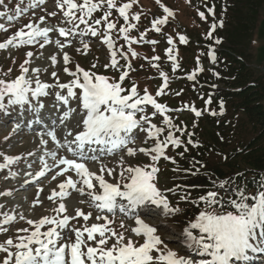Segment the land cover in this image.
Segmentation results:
<instances>
[{
	"label": "snow or ice",
	"instance_id": "obj_1",
	"mask_svg": "<svg viewBox=\"0 0 264 264\" xmlns=\"http://www.w3.org/2000/svg\"><path fill=\"white\" fill-rule=\"evenodd\" d=\"M4 2L5 0H0V5ZM42 2L43 0H37V5ZM54 3L63 13L61 26H42L45 17L41 16L39 22L28 23L7 38L5 42L0 43V50L36 44L44 48L47 44L55 43L56 47L63 51L69 46L59 39L55 41L50 39L52 32H58L60 37L74 35L82 37L89 33L92 36L102 35L103 43L111 52V62L105 67L117 68L119 66L121 74L118 80L112 81L107 76L97 75L76 65L75 71L64 68V71L72 77L71 81L65 84L59 83L57 74L52 73L53 78L56 79L55 87L62 91L66 90V95L56 93L55 99L63 105H69L70 99L76 98L77 107L82 106L84 114L73 123L71 128H67L62 139L57 137L55 130L39 134L41 144L44 146V154L39 158L40 170L36 173V178L45 177L53 167L57 168L58 172L52 179H56V176L65 177L57 185L58 191L53 189L48 196L50 201L58 203V207L53 209L54 216H43L38 220L26 219L20 215V219H26L30 228L18 229L15 239L9 238L0 243V252L6 254L0 264H231L233 258L247 260L249 251L257 252L264 249V182L260 183L255 194H250L246 186L243 190L237 186L238 197L234 194L228 201L234 211L220 213L215 210L217 205L223 206L221 190L230 183H234L231 178L220 182L213 181L214 185L218 184V189L209 190L199 197V202L205 206L204 210L200 211L187 227L182 229V243L197 255L210 257V259L196 261L187 255H180L169 248L161 238L155 222H146L147 219L155 221L158 216L167 218L181 211L179 207L171 203L167 195L175 190H161L155 181L156 174L159 172L156 165L161 158L172 160L175 163L172 157L166 155V150L169 145L177 148L182 146L183 141L176 133H183L185 129L174 124L172 119L166 116L165 124L168 133L161 139V134L165 132V129L152 123L150 116L145 113L142 106L151 105L161 114L167 113L169 109L158 103L147 89L141 95L135 85L128 89L122 87V82L128 75V72L123 69L125 67L131 69L128 53L130 52L132 57L138 55L131 45L140 41L129 36L130 29L135 25L128 23L118 29L119 34L123 35L129 45L128 51L117 49L111 35L114 30H117V23L110 20V17L113 14L112 10L116 9L124 21L131 19L139 22L140 14H131V9L134 4L138 3V0H129L120 6L117 0H79V2L78 0H54ZM157 3L163 9L164 15L155 18L151 22V28L159 33L162 26L167 25L169 18L174 17L175 13L160 3V0H157ZM101 10H103V15L94 18V13ZM208 11L213 16L215 15L214 9L209 8ZM48 15L55 17L57 13L52 11ZM199 15L202 19H206L203 11L199 12ZM8 19L11 20L12 17L9 16ZM81 25L85 28L81 29ZM97 26H103L104 31L101 32ZM216 27L215 23L211 25L209 37ZM3 30H6L5 26L0 24V31ZM145 36L146 33L141 36L140 40L142 41ZM179 41L187 43V38L179 35ZM81 43L85 50L89 48L87 42L81 40ZM149 43L155 44L157 41L153 40ZM173 43V39L169 37L168 44ZM217 43L220 41L217 40ZM173 51V48L167 49L170 60L173 59ZM33 55L32 51L26 53L27 59L21 65L22 74L16 79L12 81L0 79V110H6L9 105H28L31 103L30 97L38 101L40 97L49 95L47 90L53 85L40 80L41 70L39 68L31 69L34 75L29 78L30 68L25 65L31 63ZM118 55L126 62L124 65H120ZM153 59L159 60L160 57L156 56ZM212 60L215 61L214 53ZM51 62L53 65L57 63L55 55L51 56ZM63 62L65 65L70 62V56L66 52L63 54ZM153 66L158 67V65ZM92 67L95 68L96 65ZM178 67V64H174L173 70ZM161 75L164 83L157 95L162 94L168 87L167 74L161 73ZM193 78L194 74L189 76V79ZM77 89L80 90L79 94ZM6 98L7 103H5ZM207 103L210 104L211 99ZM39 106L43 107V104ZM192 110L196 116L201 115L200 111ZM73 111L75 109H69L64 113L61 117L62 124L72 120ZM65 127H67L66 124ZM137 131L146 133L147 138L144 142L152 140L153 145L146 148L141 147L138 150L128 147L138 138L133 135ZM191 135L193 134L189 135L188 143L198 147L199 145L191 139ZM45 136L50 138L56 149H63L70 154V157L59 155L57 151H49L47 147L49 140L45 139ZM123 148L127 149L128 156L136 155L137 151L150 156L152 163L142 167H125L123 158H121V171L115 183L105 178V173L108 177H113L114 169L101 165L98 172L90 170L88 166L90 161H98L102 154L112 155L117 149ZM0 156L4 160V163L0 164V170L20 159L3 153H0ZM49 159L53 161L52 165L49 164ZM28 175L31 176L32 173ZM71 191L79 193L80 196L86 195L89 198V206L94 207L98 212L95 219L103 220L105 223L88 225L87 221L91 219L92 213L85 214L79 208L75 210L74 216L67 215L64 201L70 197ZM181 199L188 200V196L184 195ZM84 202L79 201V203ZM191 203L196 204L197 207L200 206L196 200H192ZM117 211L134 220L135 226L130 231L134 236L142 238L143 243H138L131 237L126 238L123 231L117 233L115 229L109 227ZM107 214H111L113 220H110ZM79 218L85 221L83 225L79 227L71 225L72 220ZM15 220V215L4 214L3 221L0 222V231H4V226L14 223ZM120 227L124 228L123 222ZM45 228L46 230H43ZM19 233H24V235H19ZM113 238L114 242L109 246L108 241Z\"/></svg>",
	"mask_w": 264,
	"mask_h": 264
},
{
	"label": "rangeland",
	"instance_id": "obj_2",
	"mask_svg": "<svg viewBox=\"0 0 264 264\" xmlns=\"http://www.w3.org/2000/svg\"><path fill=\"white\" fill-rule=\"evenodd\" d=\"M241 1L243 0H160V3L172 9L175 15L169 18L168 24L162 26V30L159 33L151 28V22L155 18L164 15L163 9L157 3V0H138V3L133 5L131 14H140L139 22L131 19L124 21L116 9L112 10L113 14L110 20L117 23V30H114L111 35L117 49H122L125 52L128 51L129 45L127 41L118 32L120 27L128 23L135 25L134 28L130 29L129 36L140 41L131 45L138 55L132 57L131 53H128L131 69L127 67L123 69V71L128 72V75L122 82V87L128 89L135 85L141 95L147 89L148 93L158 103L165 105L169 109L167 113L161 114L151 105L142 106L145 113L150 116L152 123L165 129V132L161 134V139L168 133V128L165 124L166 116L171 118L174 124L185 129L183 133H176L183 141L182 146L179 148L171 146L166 150L169 157L175 160V163L172 160L169 161L161 158L156 165L159 168V172L156 174L155 182L161 190L174 189V192L182 196L189 194L188 191H192L173 186V183L181 182L180 178L182 175L173 170L170 171L168 166L172 164L174 167H177L179 164L178 166L181 168L185 164L183 162L186 161L183 160V154L181 155V153H188L194 147L193 144L188 143L189 135L193 134L191 135V139L197 140L200 138L201 132H204V127H207L206 124H201L200 120L202 118L196 116L192 109L197 110L196 107H198L200 112L210 113L211 115L214 113L212 100L210 104L207 101L210 99L209 97H213V93L216 94L217 87H222L219 84V72L223 67L227 68L228 64V62L224 61V58H219L217 54L220 49V43H217V40L222 41V39L226 38L225 28H227V21H230L235 15L234 13L241 8L243 3ZM127 2L129 0H117L118 6ZM209 8L214 9V16L208 11ZM17 9H19V12H17ZM52 11L57 13L55 17L48 15ZM201 11L205 13L206 19L200 17L199 12ZM0 13H3V15H0V24H3L6 29L0 31V43L5 42L7 38L21 28H24L28 23L39 22V17L41 16L45 17V22L42 26L48 27L61 26L63 17L61 10L55 6L54 0H43L38 5L37 0H23V2L21 0H5L4 4L0 5ZM102 15L103 10L98 11L94 13V18H99ZM9 16L12 17L11 20L8 19ZM257 19L259 21L257 28L253 32L250 42L244 48V53L246 54L244 59L251 72V77L255 79L264 78V5L260 9ZM213 23L217 27L212 32L211 37H209L208 33ZM66 26L71 27L70 25ZM97 27L101 32L104 31L103 26ZM84 28L85 26L81 25V29ZM144 33H146V36L141 41L140 38ZM179 35H184L187 38V43H181ZM169 37L174 41L172 45L168 44ZM49 38L53 41L59 39L69 46L65 47L63 51H60L55 43L47 44L44 48H40L39 44H36L0 50V79L12 81L20 76L22 74L21 65L27 59L26 53L32 51L34 55L31 58V63L25 65L30 68L29 78H32L34 75L31 69L39 68L41 70L39 73L40 80L53 85V87L47 90L49 95L40 97L38 101L30 97L31 103L28 105H9L6 110H0V153L20 158L16 163L0 170V222L3 221L4 214L16 216L14 223L5 225V230L0 231V243L9 238L15 239L18 235V229L30 228L26 223V219L38 220L43 216H54L55 212L53 209L58 207V203L50 201L48 196L53 189H57V185L65 177L56 176V179H52L58 172V169L53 167L44 179L36 181V173L40 170L39 158L44 154V146L41 144L39 134L48 130H55L57 137L62 139L67 128H71L73 123L81 118L84 110L82 106L77 107L76 98L70 99L69 105H63L55 99L56 93L66 95V90L62 91L60 88L55 87L56 79L53 78L52 73L55 72L57 74L59 83L65 84L69 83L72 77L64 71V68L67 67L70 71H75L76 65L97 75L107 76L112 81L118 80L121 74L119 66L117 68L105 67L111 62V52L103 43L102 35L92 36L89 33L82 37L79 35L60 37L58 32H52ZM81 40L89 44L87 50L83 48ZM153 40L157 41V43H149V41ZM168 48L174 49L172 60L168 58ZM64 52L70 56V62L67 65L63 62ZM213 53L215 55L214 62L212 60ZM53 55L57 57L55 65L51 62V56ZM156 56L160 57V59H153ZM117 58L120 59L119 55ZM125 63L123 59H120V65H124ZM174 64L179 65L175 70H173ZM93 65H96V67L93 68ZM153 65H158V67H154ZM161 73L167 74L169 78L168 87L164 89L162 94L157 95L164 83ZM193 74L194 78L189 79V76ZM199 81H205V84L208 85V87L205 86L206 95L199 92V90L196 91L199 94L198 96L196 94L193 95L190 91L195 85L198 86ZM33 87H35L34 84ZM76 91L79 94L80 90L77 89ZM5 103H7V98ZM40 104H43V107H40ZM69 109H75L71 113L72 120L62 124L61 117ZM37 116H44L47 121L34 122V129L33 127L29 129L32 125L30 120H37ZM65 124L67 127H65ZM133 135L138 138L135 143L130 144L128 147L138 150L141 147H150L154 143L152 140H148L147 143L144 142L147 138L146 133L137 131ZM44 138L49 140L47 146L49 151H57L59 155H69L70 157V154L66 153L63 149H56L55 144L51 142L49 137L45 136ZM121 158H123V165L125 167H142L152 163L150 156H146L139 151L134 156H128L127 149L123 148L117 149L115 154L112 155L102 154L98 161H90L88 166L90 170L95 172L99 171L101 165L108 169H114L113 177H108L105 173V178L109 182L115 183L119 179V172L121 171ZM2 163H4V160L0 156V164ZM49 164H53V161L50 159ZM28 173H32V175L30 176ZM27 180L31 181L30 184L34 186L32 185L28 189H24L25 186L23 185L20 188ZM40 189H43V191H40ZM9 192L11 195H7ZM172 194L167 193L171 203L179 207L181 211L167 218L158 216L155 221L147 219L146 222H155L161 238L168 244L169 248L177 251L180 255H187L196 261L210 259V257L197 255L182 243V229L189 224L187 220H182V214L186 205L182 206V199L177 198L179 202L176 201L177 199H174L175 197L172 199ZM81 200L85 202L79 203ZM64 203L67 207L66 214L69 216H74L75 210L79 208L85 214L92 213L91 219L87 221L88 225L105 223L103 220L97 221L95 219L98 212L94 207L89 206V198L86 195L80 196L79 193L71 191L70 197ZM215 210L220 213L225 212L222 211V208ZM20 215H23L26 219L21 220ZM107 215L110 220H113L111 214ZM121 222L124 224L123 229L120 227ZM84 223L83 218L71 221V225L77 227ZM134 226V220L125 217L118 211L113 223L109 225L117 233L123 231L126 238L131 237L134 241L143 243L142 238L136 237L131 233L130 229ZM43 230H46V228ZM19 235H24V233H19ZM113 242L114 238L108 241V245L110 246ZM5 255L4 252H0V262L5 259ZM250 258L256 260V264H264V249L257 252L249 251L248 262L252 261ZM237 262L238 259L236 258H233L231 261L233 264H237Z\"/></svg>",
	"mask_w": 264,
	"mask_h": 264
},
{
	"label": "trees",
	"instance_id": "obj_3",
	"mask_svg": "<svg viewBox=\"0 0 264 264\" xmlns=\"http://www.w3.org/2000/svg\"><path fill=\"white\" fill-rule=\"evenodd\" d=\"M241 2L244 3L242 9L227 21L226 38L220 41L217 52L219 58H224L228 64L227 68L223 67L219 72L218 79L222 87H217L216 94L209 97L215 115L201 111L200 122L207 127L203 126L205 130L199 139H192L199 146L183 153V160L186 161L181 168L179 164L177 167L172 164L168 166L170 171L182 175L181 182L173 183V186L192 190L188 191V200H182V206L186 205L183 221L190 222L204 209L199 197L209 190L218 189V184L214 185L213 181L230 178L234 181L221 190L223 206L217 205L215 208H222L225 212L234 211L228 201L234 194L238 197L237 186L241 190L246 186L250 194H255L260 183L264 182V78H252L244 59L245 45L250 42L257 28V17L264 0ZM205 86L208 87L205 81H199L198 86L195 85L190 91L193 95H199L197 90L206 95ZM166 155L169 156L167 151ZM181 197L176 192L172 194V199ZM192 200H196L200 206L191 203Z\"/></svg>",
	"mask_w": 264,
	"mask_h": 264
},
{
	"label": "bare ground",
	"instance_id": "obj_4",
	"mask_svg": "<svg viewBox=\"0 0 264 264\" xmlns=\"http://www.w3.org/2000/svg\"><path fill=\"white\" fill-rule=\"evenodd\" d=\"M28 185V187L26 188V187H24V189H28L29 188V186H32L31 184H30V181L28 182V184H27V182H25V183H23L21 186H20V188H22L23 187V185ZM30 184V185H29ZM34 186V185H33ZM20 190H22V189H20ZM84 210H85V208H84ZM88 210V209H87Z\"/></svg>",
	"mask_w": 264,
	"mask_h": 264
}]
</instances>
